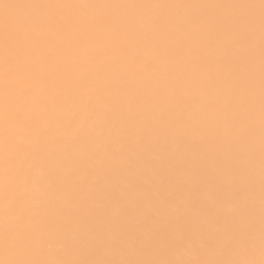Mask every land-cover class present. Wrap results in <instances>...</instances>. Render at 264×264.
<instances>
[{
  "label": "snow or ice",
  "instance_id": "obj_1",
  "mask_svg": "<svg viewBox=\"0 0 264 264\" xmlns=\"http://www.w3.org/2000/svg\"><path fill=\"white\" fill-rule=\"evenodd\" d=\"M0 264H264V0H0Z\"/></svg>",
  "mask_w": 264,
  "mask_h": 264
},
{
  "label": "bare ground",
  "instance_id": "obj_2",
  "mask_svg": "<svg viewBox=\"0 0 264 264\" xmlns=\"http://www.w3.org/2000/svg\"><path fill=\"white\" fill-rule=\"evenodd\" d=\"M11 2H15V0H11ZM72 2H123V0H72ZM138 2H146V0H138ZM162 2H169V3H176V2H191V3H235L240 2V0H162ZM256 3H258V0H255ZM223 11V10H219ZM221 132L223 129L220 130ZM116 149V146L114 145V150ZM149 156L159 162V153L158 151H152L149 153ZM258 176V171H257ZM258 187V186H257Z\"/></svg>",
  "mask_w": 264,
  "mask_h": 264
}]
</instances>
